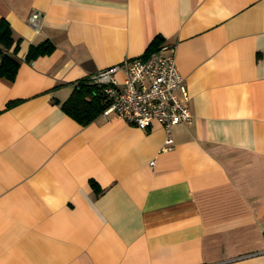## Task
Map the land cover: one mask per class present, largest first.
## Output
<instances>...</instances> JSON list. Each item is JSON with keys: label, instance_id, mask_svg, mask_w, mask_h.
Masks as SVG:
<instances>
[{"label": "crops", "instance_id": "crops-1", "mask_svg": "<svg viewBox=\"0 0 264 264\" xmlns=\"http://www.w3.org/2000/svg\"><path fill=\"white\" fill-rule=\"evenodd\" d=\"M0 18L19 38L0 77V264H264V0H0ZM154 39L189 95L172 147L158 123L64 112L75 81Z\"/></svg>", "mask_w": 264, "mask_h": 264}, {"label": "built area", "instance_id": "built-area-1", "mask_svg": "<svg viewBox=\"0 0 264 264\" xmlns=\"http://www.w3.org/2000/svg\"><path fill=\"white\" fill-rule=\"evenodd\" d=\"M40 18L38 11L28 17L36 32ZM90 79L101 87L104 96L101 116L108 118L113 113L140 129H149L154 123L162 125L167 134L164 149L173 146L171 127L191 119L189 95L175 64L173 45L162 44L147 54L125 58L98 70Z\"/></svg>", "mask_w": 264, "mask_h": 264}, {"label": "trees", "instance_id": "trees-1", "mask_svg": "<svg viewBox=\"0 0 264 264\" xmlns=\"http://www.w3.org/2000/svg\"><path fill=\"white\" fill-rule=\"evenodd\" d=\"M159 42L160 39H154L143 54L154 50ZM18 47L19 38H13L9 23L6 19L0 18V77L8 80L15 78L19 67V60L15 54ZM53 47V43L48 39L32 44L28 48L26 60L34 59L40 54L50 53ZM105 104L101 87L88 77L74 82L71 93L61 102V108L79 123L87 124L100 114ZM91 185L95 187L96 183L91 180Z\"/></svg>", "mask_w": 264, "mask_h": 264}]
</instances>
